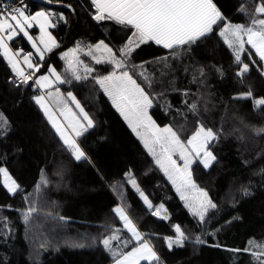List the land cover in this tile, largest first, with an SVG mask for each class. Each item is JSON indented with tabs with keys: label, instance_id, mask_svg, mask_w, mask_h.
Instances as JSON below:
<instances>
[{
	"label": "trees",
	"instance_id": "obj_1",
	"mask_svg": "<svg viewBox=\"0 0 264 264\" xmlns=\"http://www.w3.org/2000/svg\"><path fill=\"white\" fill-rule=\"evenodd\" d=\"M52 1L63 6L34 0L26 5L29 12L45 9L53 14L57 40L43 57H33L35 76L49 66L64 74L61 53L78 40L103 41L121 58L118 49L132 36L130 26L95 20L91 0ZM260 2L213 0L224 20L211 33L174 49L149 41L136 47L126 61L151 97L149 112L159 125L169 124L183 141L201 124L216 133L209 146L216 159L207 168L200 160L191 166L194 181L216 205L204 221L190 213L97 83L96 77L114 68L112 63H97L83 54L93 67L91 75L65 78L59 84L94 121V127L77 138L86 154L77 161L36 103L40 88L31 80L15 86L13 70L0 50V112L8 121L0 130V167L7 168L20 185L10 193L0 175V264H110L114 257L103 238L116 230L126 233L116 205L124 207L160 258L141 264H261L253 253L264 252V247L251 246L249 238L253 235L252 241L264 245V133L256 132L264 128V106L253 102L264 98V64L246 44L241 60L250 70L238 76L242 64L220 35L226 22L249 26ZM10 44L13 49L31 50L23 36ZM249 88L253 96L242 98L240 94ZM42 176L46 184H41ZM140 191L154 206L164 205L167 219L145 205ZM33 207L36 212L26 221L24 216ZM176 225L187 239L182 246L169 248L165 238L176 236ZM197 237L203 243H197ZM245 245L250 251H243Z\"/></svg>",
	"mask_w": 264,
	"mask_h": 264
},
{
	"label": "snow or ice",
	"instance_id": "obj_2",
	"mask_svg": "<svg viewBox=\"0 0 264 264\" xmlns=\"http://www.w3.org/2000/svg\"><path fill=\"white\" fill-rule=\"evenodd\" d=\"M91 3L96 9L95 20H113L125 27L130 26L134 30L127 43L118 49L122 54L121 58H117L112 48L103 41L95 46L96 51L107 53V56H102L98 59L93 55V59H96L97 63L106 60L118 70L125 68L127 58L140 44L154 41L155 44L162 45L166 49L191 45L211 33L213 26L224 20L213 0H91ZM241 11L246 10L242 7ZM26 12L27 10L22 5L19 7H12L11 5L5 7L0 3V50L3 51V55L7 58L13 72L20 78V84H27L32 79V75L25 74L24 69L20 66V61L17 59L20 53H13L7 41H12L14 37L22 33L33 42V48L43 57L44 52L37 47L36 41L28 32V29L35 23L40 27V43L44 45V50L51 51L56 46L55 39L47 31L50 17L53 14L39 11L32 15L26 14ZM254 12V18L249 26L225 23L220 31V35L225 38L229 48L233 49L236 62L242 64L237 73L238 76H243L250 70L249 65L241 60V54L247 51L245 44L250 45L260 60L264 61V19L256 18V15H264V0H261L255 7ZM77 51L78 49H72L64 55L66 58L75 57ZM89 54L92 55L91 48L89 49ZM31 55V53H27L23 56V62L29 69L34 67L30 59ZM249 56H251V53H249ZM68 63L69 67L74 69L73 60L69 59ZM139 67H142V65ZM86 71H91V69H86ZM50 72L56 81L61 79L55 69H50ZM261 74L264 75V72ZM76 79L79 80L81 77L76 76ZM52 82L49 76H41L36 80V83L42 88H50ZM97 83L111 97L113 105L129 123L136 135L141 138L148 151L156 157L155 163L159 165L168 179L176 186L181 199L185 200L193 215L198 216L200 221H204L207 210L215 208L216 205L208 197L206 191L197 188L192 179L190 167L194 156L201 160L205 168L209 167L216 159L212 152L208 150L210 142L216 138V133L211 128H205L201 124L192 136L184 142L171 126L163 128L157 126L148 113V109L152 106V99L144 88L137 83L136 79H133V75L129 71L122 70L119 74L113 71L109 75L100 78ZM48 95L51 96V93ZM68 95L75 102V107L79 109V115L73 112L71 108L65 106L61 110L60 115L67 121L66 125L56 118V115L47 106L44 96H37L34 99L44 110L63 144L71 150L74 158L79 161L82 158H86V154L77 143L76 138L81 137L90 128L94 127V121L80 106L79 102L75 100V97L71 93H68ZM240 96L242 98L252 97L251 88L246 93H241ZM253 102L256 107L264 106V98L254 99ZM191 108L195 110L196 106L192 105ZM7 125V119L0 112V130ZM69 128L71 129V134L68 132ZM256 132L257 134L264 133V128L257 129ZM157 145H159V153L156 149ZM174 153L179 154V158L183 161V166L177 164V161L173 159ZM0 175L3 176V184L10 193H16L20 190V185L10 176L7 168L0 167ZM127 175L130 176V174ZM46 183L47 180L42 176L41 184ZM130 183L139 191L135 179H131ZM37 188L39 189V185ZM193 190L198 192L194 202L190 201L189 197L185 195L186 192ZM242 191L246 195L248 194L246 188L242 189ZM140 196L143 197L144 203L149 208L153 207L142 191H140ZM162 208L163 205L157 208L155 214L159 215ZM114 211L124 221V226L132 233L135 240L140 242L131 251L117 252L113 251L111 247V241L117 239V237L113 235L104 239V246L111 251L112 256L115 258L114 264H141V261H159L160 258L157 253L148 241L142 238L141 233L126 214L124 207H117ZM33 212H36V208H29L24 219L27 221ZM164 218L167 219V216ZM175 232L176 236L174 239L172 237L165 238L169 248H172L173 245L182 246L187 239L179 225L175 226ZM196 241L197 243H203L199 237L196 238ZM249 244L256 247H264V245L256 244L254 241H249ZM243 251L247 252L250 249L246 248ZM253 256L261 264H264V260H261L264 252L253 253Z\"/></svg>",
	"mask_w": 264,
	"mask_h": 264
},
{
	"label": "rangeland",
	"instance_id": "obj_3",
	"mask_svg": "<svg viewBox=\"0 0 264 264\" xmlns=\"http://www.w3.org/2000/svg\"><path fill=\"white\" fill-rule=\"evenodd\" d=\"M226 23H230V22H226ZM230 24H233V25H237V24H240V23H230ZM225 25V24H224ZM224 25L222 26V28L221 29H223V27H224ZM241 25V24H240ZM245 27H247V26H245ZM221 31V30H220ZM222 37V36H221ZM222 39H223V41L225 42V38L224 37H222ZM245 39H247L246 37H245ZM81 41H83V40H78L77 42H76V44L73 46V47H70V48H68V49H66V50H64L62 53H61V57H62V59H63V61H64V67H63V71H64V74H60L61 75V77L63 78V81L65 80V78H67L68 80H72V79H76V76H80L81 77V79H83V78H87L88 76H90L91 75V73H92V71H93V67L92 66H87V63H86V60H84L83 59V57H82V55L83 54H87V55H89L92 59H93V56H91L90 54H89V49L91 48L92 49V53L93 52H95L96 53V55H94V54H92V55H94V56H96L98 59L99 58H101L102 56H101V54L99 55V54H97V51L95 50V49H93L94 48V46L93 45H89L88 43L86 44V45H83V43H84V41L83 42H81ZM98 42H101V41H98ZM98 42H96V43H98ZM226 43V42H225ZM91 44H94V43H91ZM227 44V43H226ZM228 45V44H227ZM92 46H93V48H92ZM245 48H246V44H245ZM72 49H78V51L76 52V56L75 57H65V53H68L70 50H72ZM232 51H233V49H231ZM19 53H20V55L17 57V59L20 61V66L24 69V66H26L27 67V65L26 64H24V62H23V56L25 55V54H27L25 51H23V50H20V51H18ZM114 52V51H113ZM15 53V52H14ZM233 53H234V51H233ZM235 54V53H234ZM107 56V53H105L104 55H103V57H106ZM117 58H120L119 56H117ZM30 59H31V62L33 63V60H32V56L30 57ZM69 59H72L73 60V66H74V69L73 68H70L69 67V63H68V61H69ZM95 60V59H94ZM95 61H97V60H95ZM102 62H107L106 60H103ZM263 64H264V61H263ZM114 66V65H113ZM86 69H91V71H86ZM56 70V69H55ZM122 70H126V71H129L128 70V67L127 66H125V68L124 69H122ZM122 70H118V69H115V66H114V68L111 70V71H109L108 73H105V74H103V75H100V76H98V77H96V80L98 81L100 78H102V77H104V76H107V75H109L110 73H112L113 71H116L117 72V74H119V72L120 71H122ZM57 71V70H56ZM264 71V70H263ZM58 72V71H57ZM129 73H130V71H129ZM131 74V73H130ZM41 76H49L50 77V80L51 81H53L52 83H51V86H50V88H42L39 84H38V86H39V88H40V90H41V95L40 96H44V98H45V102H46V104H47V106L51 109V111L56 115V118L62 123V124H65L66 125V121L64 120V117L63 116H61L60 115V112H61V110H63L64 108H65V106H68V107H75L74 105H75V102L72 100V98L71 97H69V95H68V93H65L60 87H59V84H58V81H56L55 80V77L54 76H52L51 75V72H50V70H47L46 72H42V73H40V74H38L37 76H35V79L37 80V79H39ZM133 79H135V77H133ZM137 81V80H136ZM138 83V82H137ZM100 85V84H99ZM37 86V85H36ZM101 87V86H100ZM142 87V86H141ZM102 88V87H101ZM102 90H103V88H102ZM104 91V90H103ZM146 92V91H145ZM49 93H51V96H49L48 94ZM105 93V92H104ZM106 94V93H105ZM107 95V94H106ZM73 96V95H72ZM107 97L110 99V101L112 102V100H111V97H109L108 95H107ZM151 98V97H150ZM76 100V99H75ZM113 104V103H112ZM116 108V107H115ZM117 109V108H116ZM150 109V108H149ZM149 109H148V113H149V115L151 116V114H150V112H149ZM45 113V112H44ZM120 113V112H119ZM121 114V113H120ZM46 115V114H45ZM123 117V116H122ZM152 117V116H151ZM153 119V118H152ZM154 120V119H153ZM155 121V120H154ZM156 122V121H155ZM156 124H157V126H159L160 128H163V127H165V126H170L169 124H167V125H159L157 122H156ZM68 132H69V134H71V131L70 130H68ZM135 133V132H134ZM136 134V133H135ZM137 136V135H136ZM192 136V135H191ZM190 136V137H191ZM189 137V138H190ZM137 138L141 141V143L143 144V146L145 147V145H144V142L141 140V138L140 137H138L137 136ZM188 138V139H189ZM182 140V139H181ZM183 141V140H182ZM184 142H186V141H184ZM77 143H78V141H77ZM79 144V143H78ZM145 149L148 151V149L145 147ZM156 149H157V152L159 153V145H157L156 146ZM209 150V149H208ZM148 153L153 157V159H154V161L156 160V157H154L149 151H148ZM173 159H175L176 161H177V164H179L180 166H183V161L179 158V154L178 153H174L173 154ZM196 160H200L199 158H196L195 156L193 157V163H192V165L196 162ZM201 161V160H200ZM191 165V166H192ZM159 166V165H158ZM162 170V169H161ZM190 171H191V167H190ZM162 172H163V174L166 176V178L168 179V177H167V175L164 173V171L162 170ZM11 176V175H10ZM12 177V176H11ZM13 178V177H12ZM192 179H193V177H192ZM2 181H3V176H2ZM193 181H194V179H193ZM194 183L197 185V188L198 189H202V190H204V191H206L204 188H202V187H200L195 181H194ZM176 187V186H175ZM143 192V191H142ZM207 192V191H206ZM140 193V192H139ZM144 193V192H143ZM145 194V193H144ZM178 194H179V197H180V199H181V195H180V193L178 192ZM146 195V194H145ZM185 195L187 196V197H189V200L190 201H195V198L198 196V192L197 191H195V190H193V191H189V192H186L185 193ZM147 196V195H146ZM208 197L210 198V196L208 195ZM149 199V198H148ZM182 202L184 203V205H186V202H185V200H182ZM152 203V202H151ZM153 205V207L151 208V209H153V210H156L157 208H160V206L161 205H158V206H154V204H152ZM117 207H122L121 205H116L115 206V208H117ZM186 207H187V205H186ZM114 208V209H115ZM187 209L190 211V209H189V207H187ZM210 209V208H209ZM208 209V210H209ZM208 210H207V212H208ZM207 212H206V214H207ZM190 213L193 215V213L190 211ZM126 214H127V212H126ZM205 214V215H206ZM118 215V214H117ZM128 215V214H127ZM162 218L163 217H165V216H168V213H167V210L165 209V207H164V205H163V208L160 210V214H159ZM129 216V215H128ZM193 216H195L197 219H199V217L198 216H196V215H193ZM118 217H119V215H118ZM129 218H130V216H129ZM120 219V218H119ZM131 219V218H130ZM121 220V219H120ZM132 220V219H131ZM121 222H122V224H123V229L126 231V233L125 234H123V231H119V230H116L115 232H113V233H111V234H109V235H107V236H105L104 238H103V240L104 239H107V238H109V237H112L113 235H115L116 237H117V239H115V240H112L111 241V247H112V250L113 251H117V252H128V251H131L132 250V248L133 247H136V246H138L139 245V241H136L135 240V238L132 236V233L124 226V221H122L121 220ZM132 222H133V220H132ZM133 224L135 225V223L133 222ZM136 226V225H135ZM177 226V225H176ZM136 228H137V226H136ZM137 230L141 233V235H142V238L144 239V240H147L148 241V243L152 246V248H153V250L155 251V249H154V247H153V245H152V243H151V241L148 239V237L146 236V235H144L138 228H137ZM253 236V235H252ZM252 236L249 238V240L250 241H252ZM173 239L175 238V236L174 237H172ZM256 244H258V241H254ZM131 243H134V245H132L131 247H129V245L131 244ZM247 245V244H246ZM246 245L244 246V249H246ZM251 246H254V245H251ZM255 247V246H254ZM156 252V251H155ZM110 253H111V251H110ZM112 255V254H111ZM261 260H264V259H262V257H261ZM114 261H115V258H114V260L110 263V264H114ZM142 262V261H141ZM260 262V261H259Z\"/></svg>",
	"mask_w": 264,
	"mask_h": 264
},
{
	"label": "crops",
	"instance_id": "obj_4",
	"mask_svg": "<svg viewBox=\"0 0 264 264\" xmlns=\"http://www.w3.org/2000/svg\"><path fill=\"white\" fill-rule=\"evenodd\" d=\"M25 9L27 10V8L25 7ZM39 11H44V12H48V11H46L45 9H37V10H35V11H32V12H29L28 10H27V12H26V14H32V15H34L36 12H39ZM54 28V23H53V21H52V18L50 17V24H49V26H48V28H47V31L51 34V36L55 39V42L57 43V40H56V38H55V36L53 35V33H52V29ZM28 32H29V35H31L32 37H33V39L36 41V44H37V47H39L44 53L46 52V50H44V45H42L41 43H40V36H41V31H40V27H39V25L38 24H33V26L31 27V28H29L28 29ZM19 36H23V37H25L22 33L21 34H19V35H17L16 37H14V39L15 38H17V37H19ZM26 38V40H28V42L30 43V45H31V50H30V52H27V51H25L26 53H31L32 55V60H33V57L34 56H36V55H38V56H40V53H38L37 51H36V49L35 48H33V46H32V41H30L27 37H25ZM10 42L11 41H7V43H8V46H9V48L12 50V52L14 53H16V52H18V51H20V50H22V49H13L12 48V46H11V44H10ZM81 42H83V41H81ZM100 42H98V43H94V44H91V43H88L89 45H93L94 46V48H93V46H92V48L93 49H95V46L97 45V44H99ZM87 44V42H85L84 41V43H83V45H86ZM106 44V43H105ZM108 45V44H107ZM109 46V45H108ZM162 46V45H161ZM110 47V46H109ZM111 48V47H110ZM113 50V49H112ZM64 53V52H63ZM92 54H94V55H96V53L95 52H93ZM97 54H101V56H103L105 53H102V52H98L97 51ZM91 56H93V55H91ZM96 60V59H95ZM34 65V64H33ZM87 66H88V64H87ZM50 69H55L53 66H49V68H48V70H50ZM56 71V70H55ZM57 72V71H56ZM58 74H59V72H57ZM60 75V74H59ZM60 80L58 81V84H61V83H63L64 81H63V78L61 77V75H60ZM72 94V93H71ZM73 95V94H72ZM73 97H75L74 95H73ZM76 99V98H75ZM76 101H78L77 99H76ZM79 102V101H78ZM79 104H80V106L83 108V106L81 105V103L79 102ZM75 106V105H74ZM68 107V106H67ZM68 108H71V107H68ZM72 109V111L73 112H75V113H77L78 115H79V109H77L76 107H72L71 108ZM84 109V108H83ZM84 111H85V109H84ZM86 112V111H85ZM125 120V119H124ZM126 121V120H125ZM67 122V121H66ZM126 123L129 125V123L126 121ZM67 124V123H66ZM129 127H130V125H129ZM131 128V127H130ZM68 130H70L71 131V129L69 128ZM131 130H132V128H131ZM133 131V130H132ZM134 132V131H133ZM135 134V133H134ZM136 135V134H135ZM77 139V138H76ZM169 180V179H168ZM169 182L172 184V186L174 187V189H175V191H176V193L178 194V192H177V190H176V187H175V185L169 180ZM145 195V194H144ZM139 196H140V193H139ZM146 196V195H145ZM178 196H179V194H178ZM140 198L142 199V201L144 202V200H143V197H141L140 196ZM182 200V199H181ZM150 201V200H149ZM151 202V201H150ZM152 204V203H151ZM146 205V204H145ZM147 206V205H146ZM186 206V205H185ZM148 207V206H147ZM149 208V207H148ZM151 209V208H150Z\"/></svg>",
	"mask_w": 264,
	"mask_h": 264
},
{
	"label": "built area",
	"instance_id": "obj_5",
	"mask_svg": "<svg viewBox=\"0 0 264 264\" xmlns=\"http://www.w3.org/2000/svg\"><path fill=\"white\" fill-rule=\"evenodd\" d=\"M28 1L29 0H5V1H2L0 3H2L5 7H7L8 5H11L12 7H19L22 5L25 8ZM6 60H7V58H6ZM24 71H25L26 75H32L31 81H33L35 83V85L38 86V84L36 83V79H35V67L29 69L28 67L24 66ZM12 82L15 86L22 85V84H20V78L18 76H16V74L14 72H13Z\"/></svg>",
	"mask_w": 264,
	"mask_h": 264
},
{
	"label": "water",
	"instance_id": "obj_6",
	"mask_svg": "<svg viewBox=\"0 0 264 264\" xmlns=\"http://www.w3.org/2000/svg\"><path fill=\"white\" fill-rule=\"evenodd\" d=\"M34 1L43 3V4L48 5V6H53V7L63 6L61 3H59V2H53L52 0H34Z\"/></svg>",
	"mask_w": 264,
	"mask_h": 264
}]
</instances>
